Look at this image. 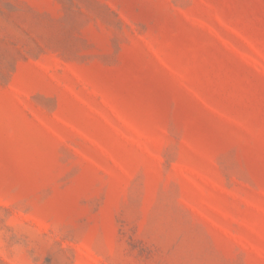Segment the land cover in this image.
I'll return each mask as SVG.
<instances>
[{
	"label": "rangeland",
	"instance_id": "rangeland-1",
	"mask_svg": "<svg viewBox=\"0 0 264 264\" xmlns=\"http://www.w3.org/2000/svg\"><path fill=\"white\" fill-rule=\"evenodd\" d=\"M0 264H264V0H0Z\"/></svg>",
	"mask_w": 264,
	"mask_h": 264
}]
</instances>
